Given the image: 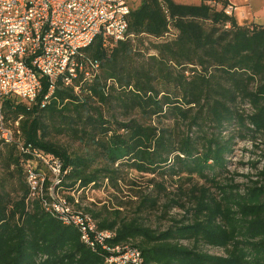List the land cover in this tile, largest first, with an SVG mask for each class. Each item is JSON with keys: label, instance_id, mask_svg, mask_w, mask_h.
Here are the masks:
<instances>
[{"label": "trees", "instance_id": "16d2710c", "mask_svg": "<svg viewBox=\"0 0 264 264\" xmlns=\"http://www.w3.org/2000/svg\"><path fill=\"white\" fill-rule=\"evenodd\" d=\"M226 5V0H201L199 5L140 0L128 17L131 37L115 46H103L97 38L83 50L84 67L77 78L68 87L58 81L44 106L45 80L35 104L14 99L3 104L7 129L17 122L15 129L28 146L59 159L65 173L56 188L69 202L72 195L79 193L82 199L84 192L98 188L99 181H112L115 171L109 167L117 164L139 172L197 178L219 191L217 201L205 188L194 189L189 224L174 221L162 232L136 219L98 221L99 215L90 212L98 228L115 232L111 244L136 246L143 264H264V184L256 183L240 195L232 193L233 186L216 181L232 154L234 136L221 137L225 126L234 122L241 136L252 139L264 133V27L238 25L223 14ZM171 30L172 41L160 45L156 56L143 59L136 69L124 67L132 55L140 56L135 40L163 39ZM94 60L99 62L96 72L86 64ZM238 101L247 102L254 114L238 113ZM92 102L108 107L115 103L148 123L104 119ZM166 111L189 121L201 134L171 136L160 121ZM193 111L197 113L192 116ZM44 117L70 122L68 129L84 154L71 156L46 141ZM206 123L215 133L203 132ZM0 145L9 150L6 164L11 174L21 177L20 195L7 191L0 179V264H106L103 253L81 243L76 228L62 224L32 196L26 183L32 153L20 152L16 142L0 140ZM96 160L100 167L92 168ZM182 241L222 248L227 255L212 256Z\"/></svg>", "mask_w": 264, "mask_h": 264}, {"label": "built area", "instance_id": "2783aa9c", "mask_svg": "<svg viewBox=\"0 0 264 264\" xmlns=\"http://www.w3.org/2000/svg\"><path fill=\"white\" fill-rule=\"evenodd\" d=\"M132 9L131 0H0V140L16 142L20 152L32 153L31 163L37 165H28L26 175L32 196L41 199L62 224L76 228L81 243L103 253L106 264H143V257L130 243L111 244L115 232L98 228L91 214L74 208L78 204L75 195L72 202L59 196L56 186L65 173L61 162L30 146L22 148L15 138L19 135L17 122L12 130L5 127L3 104L10 99L35 104L45 80L48 92L41 102L44 106L58 81L68 87L77 78L84 67L83 50L97 38L103 46H115L131 37L127 28ZM235 10L228 4L222 12L233 18ZM86 64L92 71L98 70L97 60Z\"/></svg>", "mask_w": 264, "mask_h": 264}, {"label": "rangeland", "instance_id": "374dc122", "mask_svg": "<svg viewBox=\"0 0 264 264\" xmlns=\"http://www.w3.org/2000/svg\"><path fill=\"white\" fill-rule=\"evenodd\" d=\"M132 8L135 9L140 0H131ZM198 5V4H192ZM173 30L163 39H153L145 37L142 40H135V49L139 51L140 56L132 55L126 60L124 67L136 69L142 63V60L148 59L150 56H156V50L166 41H172ZM144 37V36H143ZM176 72V71H175ZM111 82H108V86ZM115 104V103H114ZM111 105L100 106L92 102V107H100L104 119H114L117 122H127L136 120L140 123L147 124L146 120L134 111H123L121 108ZM168 109V108H166ZM238 113L244 116L254 114V110L247 102L238 101L236 105ZM197 112L193 111L192 116ZM45 125V140L55 144L69 153L71 156H82L84 148L76 137L68 129L70 122H64L60 118L44 117L42 119ZM155 121V118H152ZM162 127L170 132L171 136L180 139L185 135L195 138L199 133L195 127L189 126V121H183L169 111H166L165 117L161 120ZM203 132L206 135L215 133L212 126L206 123L203 126ZM241 130L236 123L226 125L221 137L227 139L234 136L232 142V154L226 158L228 164L226 171L219 173L216 181L222 186H233L232 193L244 195L246 189L264 184V133L255 136L252 139L250 135L241 136ZM240 133V136L237 134ZM244 137V138H242ZM18 142L22 148H29L23 139V134L19 133ZM7 153L9 150L0 145V179L4 181L7 191L13 190L14 193H21V177L17 174H11L12 169L7 167ZM125 163V162H123ZM31 168L37 165L34 161L28 164ZM100 163L96 160L92 164V168H99ZM115 171L113 180L99 181L98 188H92L89 192L75 194L74 199L78 201L74 208H79L88 214L99 215L98 221L103 219L118 221H130L136 219L143 226L156 231L162 232L167 230L174 221L182 220L188 223L186 219L191 217L188 212L193 208L190 195L194 189L205 188L208 194L217 201L221 198L219 191L211 187L208 183L197 178L170 177L162 176L160 173L139 172L127 164H117L109 167ZM46 173V172H45ZM46 178L50 179V175L46 173ZM48 184V181H46ZM59 196L65 193L60 191ZM64 197V196H63ZM184 207V209L182 208ZM86 209L89 211L87 212ZM183 246L195 247L198 251L207 253L212 256L224 258L226 251L222 248L206 246L204 244H193L192 241L180 242Z\"/></svg>", "mask_w": 264, "mask_h": 264}, {"label": "crops", "instance_id": "0c3cea01", "mask_svg": "<svg viewBox=\"0 0 264 264\" xmlns=\"http://www.w3.org/2000/svg\"><path fill=\"white\" fill-rule=\"evenodd\" d=\"M182 5L200 4L201 0H173ZM236 7L234 19L238 25L264 27V0H226Z\"/></svg>", "mask_w": 264, "mask_h": 264}]
</instances>
